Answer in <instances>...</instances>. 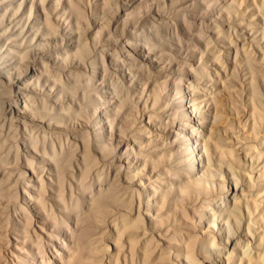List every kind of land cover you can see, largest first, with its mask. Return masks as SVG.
<instances>
[{"label": "clouds", "instance_id": "clouds-1", "mask_svg": "<svg viewBox=\"0 0 264 264\" xmlns=\"http://www.w3.org/2000/svg\"><path fill=\"white\" fill-rule=\"evenodd\" d=\"M0 264H264V0H0Z\"/></svg>", "mask_w": 264, "mask_h": 264}, {"label": "rangeland", "instance_id": "rangeland-1", "mask_svg": "<svg viewBox=\"0 0 264 264\" xmlns=\"http://www.w3.org/2000/svg\"><path fill=\"white\" fill-rule=\"evenodd\" d=\"M225 100H226V98H225ZM225 101H222V106H223V103H224Z\"/></svg>", "mask_w": 264, "mask_h": 264}, {"label": "bare ground", "instance_id": "bare-ground-1", "mask_svg": "<svg viewBox=\"0 0 264 264\" xmlns=\"http://www.w3.org/2000/svg\"><path fill=\"white\" fill-rule=\"evenodd\" d=\"M221 110H223V107L221 108Z\"/></svg>", "mask_w": 264, "mask_h": 264}]
</instances>
